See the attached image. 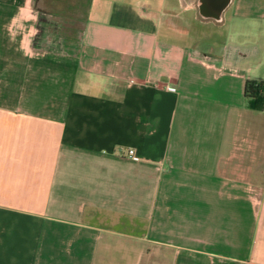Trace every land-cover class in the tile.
I'll use <instances>...</instances> for the list:
<instances>
[{
	"label": "crops",
	"instance_id": "1",
	"mask_svg": "<svg viewBox=\"0 0 264 264\" xmlns=\"http://www.w3.org/2000/svg\"><path fill=\"white\" fill-rule=\"evenodd\" d=\"M36 7L79 43L0 0V264H264V0Z\"/></svg>",
	"mask_w": 264,
	"mask_h": 264
},
{
	"label": "rangeland",
	"instance_id": "2",
	"mask_svg": "<svg viewBox=\"0 0 264 264\" xmlns=\"http://www.w3.org/2000/svg\"><path fill=\"white\" fill-rule=\"evenodd\" d=\"M52 0H44V4ZM54 11L52 17L42 13L40 8L36 7V0H33V10L37 14L36 34L33 43L36 47L53 51H68L76 48L79 43V23L68 22L67 8H46ZM44 10V9H41ZM48 17V18H47Z\"/></svg>",
	"mask_w": 264,
	"mask_h": 264
},
{
	"label": "trees",
	"instance_id": "3",
	"mask_svg": "<svg viewBox=\"0 0 264 264\" xmlns=\"http://www.w3.org/2000/svg\"><path fill=\"white\" fill-rule=\"evenodd\" d=\"M244 95L252 100L253 109L260 110L264 103V81L246 80Z\"/></svg>",
	"mask_w": 264,
	"mask_h": 264
},
{
	"label": "built area",
	"instance_id": "4",
	"mask_svg": "<svg viewBox=\"0 0 264 264\" xmlns=\"http://www.w3.org/2000/svg\"><path fill=\"white\" fill-rule=\"evenodd\" d=\"M127 155L131 158H134L135 157V150L133 148H129L127 150Z\"/></svg>",
	"mask_w": 264,
	"mask_h": 264
},
{
	"label": "water",
	"instance_id": "5",
	"mask_svg": "<svg viewBox=\"0 0 264 264\" xmlns=\"http://www.w3.org/2000/svg\"><path fill=\"white\" fill-rule=\"evenodd\" d=\"M224 4H225V3H222L221 8H220L221 10H222L223 6H225ZM202 14H203V15H207V14L204 13V12H202ZM215 17H216V16H215Z\"/></svg>",
	"mask_w": 264,
	"mask_h": 264
}]
</instances>
